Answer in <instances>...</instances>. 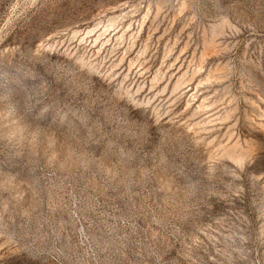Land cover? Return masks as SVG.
<instances>
[{"label": "rangeland", "instance_id": "rangeland-1", "mask_svg": "<svg viewBox=\"0 0 264 264\" xmlns=\"http://www.w3.org/2000/svg\"><path fill=\"white\" fill-rule=\"evenodd\" d=\"M0 264H264V0H0Z\"/></svg>", "mask_w": 264, "mask_h": 264}, {"label": "bare ground", "instance_id": "bare-ground-1", "mask_svg": "<svg viewBox=\"0 0 264 264\" xmlns=\"http://www.w3.org/2000/svg\"><path fill=\"white\" fill-rule=\"evenodd\" d=\"M94 31V29H90V30H88L87 31V33H91V32H93ZM102 34H100L99 36H98V38L101 36ZM98 38L96 39V40H98Z\"/></svg>", "mask_w": 264, "mask_h": 264}]
</instances>
